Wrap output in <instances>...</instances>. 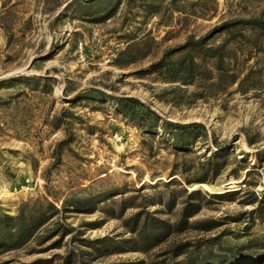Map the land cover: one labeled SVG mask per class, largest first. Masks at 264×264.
I'll list each match as a JSON object with an SVG mask.
<instances>
[{"label":"rangeland","instance_id":"obj_1","mask_svg":"<svg viewBox=\"0 0 264 264\" xmlns=\"http://www.w3.org/2000/svg\"><path fill=\"white\" fill-rule=\"evenodd\" d=\"M0 264H264V0H0Z\"/></svg>","mask_w":264,"mask_h":264},{"label":"trees","instance_id":"obj_2","mask_svg":"<svg viewBox=\"0 0 264 264\" xmlns=\"http://www.w3.org/2000/svg\"><path fill=\"white\" fill-rule=\"evenodd\" d=\"M123 101L130 108H136V107H142V106H144V104L142 102H140L139 100H137L135 98H125ZM193 125L199 126L200 124H193Z\"/></svg>","mask_w":264,"mask_h":264}]
</instances>
